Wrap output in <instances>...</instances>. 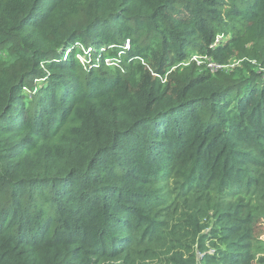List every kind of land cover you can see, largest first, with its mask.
<instances>
[{
  "label": "trees",
  "instance_id": "trees-1",
  "mask_svg": "<svg viewBox=\"0 0 264 264\" xmlns=\"http://www.w3.org/2000/svg\"><path fill=\"white\" fill-rule=\"evenodd\" d=\"M261 195L264 0H0V264H253Z\"/></svg>",
  "mask_w": 264,
  "mask_h": 264
},
{
  "label": "rangeland",
  "instance_id": "rangeland-1",
  "mask_svg": "<svg viewBox=\"0 0 264 264\" xmlns=\"http://www.w3.org/2000/svg\"><path fill=\"white\" fill-rule=\"evenodd\" d=\"M81 48L82 50L80 51H85L88 50L90 46L81 44ZM81 57L84 58L83 55H81ZM164 81L165 80L163 78V82ZM160 186H164L163 188H165V193H167L172 186V182L168 180V177H166ZM255 208L258 213V219L253 225L256 236L255 240L252 242L256 254L253 264H264V195L257 198ZM136 261L139 262V259L136 258ZM101 264H125V260L124 257L118 259H108Z\"/></svg>",
  "mask_w": 264,
  "mask_h": 264
},
{
  "label": "built area",
  "instance_id": "built-area-1",
  "mask_svg": "<svg viewBox=\"0 0 264 264\" xmlns=\"http://www.w3.org/2000/svg\"><path fill=\"white\" fill-rule=\"evenodd\" d=\"M221 38H222V37H221ZM78 44H79V43H78ZM77 47H78V49H79V52H78L77 55H76L77 59L80 61L81 65H82L83 67H85V68H89V64H90L91 62L94 61V58H93V50H92V48L90 47V48H88V50L80 51V50H82V48H81V44H79ZM126 47H127V48L130 47L129 42L126 43ZM82 52H83V53H82ZM66 55H68V53H66ZM81 55H83L84 58H82ZM99 59H101V58H97V59L95 60V63H96V61H98ZM114 60H115V59H114ZM138 60H139L142 64L145 65V61H144L143 59L138 58ZM192 60H193V61H196L198 64H206L207 67L210 68L212 71H217V70L223 68V66L217 65V64H215L214 62H212L211 60H209V59H207V58H206V59H203V58H201V57L194 56V57L192 58ZM119 62H120V59L118 58L117 63H116V66L119 64ZM106 63H107L109 66H113V65H114V63L110 62L108 59H106Z\"/></svg>",
  "mask_w": 264,
  "mask_h": 264
}]
</instances>
